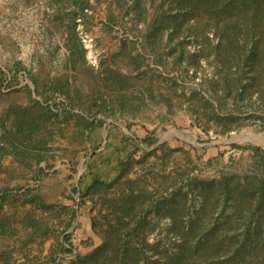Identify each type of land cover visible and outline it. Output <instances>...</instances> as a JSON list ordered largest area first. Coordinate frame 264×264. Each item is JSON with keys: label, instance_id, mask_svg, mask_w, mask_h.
Listing matches in <instances>:
<instances>
[{"label": "rangeland", "instance_id": "1", "mask_svg": "<svg viewBox=\"0 0 264 264\" xmlns=\"http://www.w3.org/2000/svg\"><path fill=\"white\" fill-rule=\"evenodd\" d=\"M104 240L264 264V0H0V264Z\"/></svg>", "mask_w": 264, "mask_h": 264}, {"label": "trees", "instance_id": "2", "mask_svg": "<svg viewBox=\"0 0 264 264\" xmlns=\"http://www.w3.org/2000/svg\"><path fill=\"white\" fill-rule=\"evenodd\" d=\"M143 143L148 144L149 146L153 145V142L150 139H144ZM236 150H246L244 147L233 146ZM103 183L96 182L91 188L101 187ZM91 191V189L89 190ZM69 236L66 237V241L69 240ZM111 246L105 243V240L102 244L95 248L92 253L85 258L79 259L73 264H138L139 254L134 252V248H123L122 252L111 250ZM183 258L176 257L171 258L168 261V264H183Z\"/></svg>", "mask_w": 264, "mask_h": 264}]
</instances>
